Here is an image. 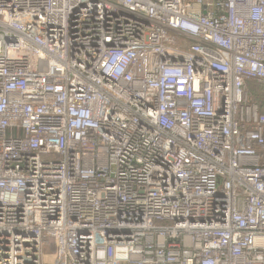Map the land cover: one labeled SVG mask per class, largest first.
Returning <instances> with one entry per match:
<instances>
[{
    "label": "built area",
    "instance_id": "obj_1",
    "mask_svg": "<svg viewBox=\"0 0 264 264\" xmlns=\"http://www.w3.org/2000/svg\"><path fill=\"white\" fill-rule=\"evenodd\" d=\"M0 264H264V0H0Z\"/></svg>",
    "mask_w": 264,
    "mask_h": 264
}]
</instances>
